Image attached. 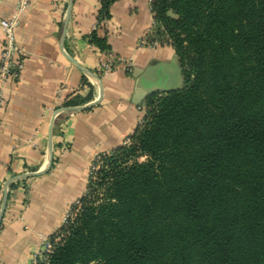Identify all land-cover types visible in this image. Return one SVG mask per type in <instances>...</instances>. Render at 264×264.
<instances>
[{
    "label": "trees",
    "instance_id": "obj_1",
    "mask_svg": "<svg viewBox=\"0 0 264 264\" xmlns=\"http://www.w3.org/2000/svg\"><path fill=\"white\" fill-rule=\"evenodd\" d=\"M98 1L89 43L118 57L97 33L116 0ZM150 8L143 39L172 48L182 86L96 156L41 264H264V0Z\"/></svg>",
    "mask_w": 264,
    "mask_h": 264
},
{
    "label": "crops",
    "instance_id": "obj_2",
    "mask_svg": "<svg viewBox=\"0 0 264 264\" xmlns=\"http://www.w3.org/2000/svg\"><path fill=\"white\" fill-rule=\"evenodd\" d=\"M15 2L0 0V19L12 15ZM150 2L112 4L97 33L107 37L111 53L132 64L128 73L118 68L99 77L107 54L88 40L99 1L31 0L16 31L24 69L4 85L0 108V203L7 190L0 264H31L41 237L55 234L69 206L85 193L95 157L124 144L142 122L149 95L182 86L172 48L139 44L153 24ZM2 48L0 30V53ZM69 100L73 105L64 107ZM34 172L41 173L22 176Z\"/></svg>",
    "mask_w": 264,
    "mask_h": 264
},
{
    "label": "built area",
    "instance_id": "obj_3",
    "mask_svg": "<svg viewBox=\"0 0 264 264\" xmlns=\"http://www.w3.org/2000/svg\"><path fill=\"white\" fill-rule=\"evenodd\" d=\"M31 7V0H16L14 11L9 18L0 19V30L2 33L3 48L0 53V108L5 103L3 87L8 80H17L24 69L23 51L18 47L16 42V31L21 19ZM96 26L94 27V29ZM93 29V30H94ZM141 46H157V44L146 45L144 39L139 41ZM131 59L114 57L108 54L99 68L102 75H107L118 68L128 70L131 68ZM59 114L55 113V117ZM127 141V139H126ZM96 158V157H95ZM95 170L92 163L89 168V175ZM78 203V199L73 202L63 216V225L66 223L71 213V207ZM52 249L50 237L42 236L39 250L34 255L31 264H41L46 259V254Z\"/></svg>",
    "mask_w": 264,
    "mask_h": 264
},
{
    "label": "water",
    "instance_id": "obj_4",
    "mask_svg": "<svg viewBox=\"0 0 264 264\" xmlns=\"http://www.w3.org/2000/svg\"><path fill=\"white\" fill-rule=\"evenodd\" d=\"M71 3H72V0H70L69 5H71ZM68 14H69V13H68ZM68 14H67V17H68ZM168 15H169V16H174V14H173L171 11L168 12ZM83 71H84L87 75H91L93 78L97 79V76L94 75L93 73H90V72H88V71H86V70H83ZM178 88H180V87H178ZM178 88H176V89H178ZM101 89H102V88H101ZM101 91H102V90H101ZM152 91H153V90H150V93H152ZM165 91H167V90H165ZM96 102H97V101H96ZM96 102H93V103H91L90 105H86V106H83V107H76V108L74 107V108H68V109L65 108V109H62V111H66V110H82V109H86V108H89V107L95 105ZM59 112H60V111H59ZM57 113H58V112H57ZM54 118H55V114H54V116L52 117V119H51V123H50V131H49V151H51V127H52V124H53ZM39 173H41V172L29 173V174H27V175H22V176H32V175L39 174ZM6 200H7V190L4 191V194H3V197H2V200H1V203H0V223H1L2 216H3V212H4V208H5Z\"/></svg>",
    "mask_w": 264,
    "mask_h": 264
},
{
    "label": "rangeland",
    "instance_id": "obj_5",
    "mask_svg": "<svg viewBox=\"0 0 264 264\" xmlns=\"http://www.w3.org/2000/svg\"><path fill=\"white\" fill-rule=\"evenodd\" d=\"M139 159H140V161L144 160V158H139Z\"/></svg>",
    "mask_w": 264,
    "mask_h": 264
}]
</instances>
